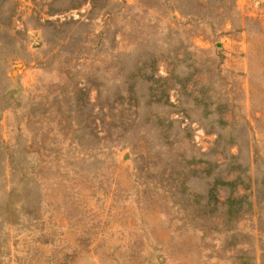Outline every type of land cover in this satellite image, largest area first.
Listing matches in <instances>:
<instances>
[{
  "label": "rangeland",
  "instance_id": "rangeland-1",
  "mask_svg": "<svg viewBox=\"0 0 264 264\" xmlns=\"http://www.w3.org/2000/svg\"><path fill=\"white\" fill-rule=\"evenodd\" d=\"M0 264H264V0H0Z\"/></svg>",
  "mask_w": 264,
  "mask_h": 264
}]
</instances>
